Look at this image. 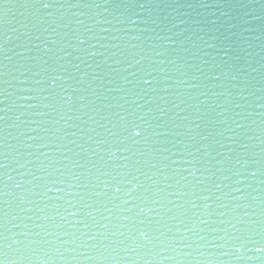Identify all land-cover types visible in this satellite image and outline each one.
<instances>
[{
  "label": "water",
  "instance_id": "1",
  "mask_svg": "<svg viewBox=\"0 0 264 264\" xmlns=\"http://www.w3.org/2000/svg\"><path fill=\"white\" fill-rule=\"evenodd\" d=\"M261 244L264 0H0L2 264Z\"/></svg>",
  "mask_w": 264,
  "mask_h": 264
},
{
  "label": "snow or ice",
  "instance_id": "2",
  "mask_svg": "<svg viewBox=\"0 0 264 264\" xmlns=\"http://www.w3.org/2000/svg\"><path fill=\"white\" fill-rule=\"evenodd\" d=\"M133 134H134L135 136H139L141 133H140L139 131L133 129ZM236 250H237V252L240 251L239 248H237ZM255 251H256V252L264 251V244H261L259 247H255ZM0 264H2V262H0Z\"/></svg>",
  "mask_w": 264,
  "mask_h": 264
}]
</instances>
